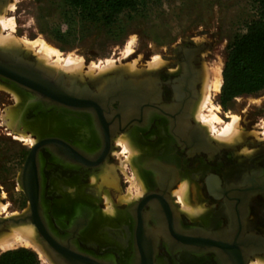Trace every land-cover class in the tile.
Listing matches in <instances>:
<instances>
[{"label": "flooded vegetation", "instance_id": "obj_1", "mask_svg": "<svg viewBox=\"0 0 264 264\" xmlns=\"http://www.w3.org/2000/svg\"><path fill=\"white\" fill-rule=\"evenodd\" d=\"M206 49L184 39L160 57L166 62L162 69L139 75L62 74L61 89L81 101L79 108L1 83L22 99L21 126L27 128H16L34 144L21 170L32 152L27 185L37 190L40 216L53 236H68L76 222L85 221L76 235L90 233L96 239H78L80 247L114 264H134L140 223L142 253L152 264H251L264 258V139L244 134L238 145L225 146L194 120ZM124 137L136 152L131 164L117 142ZM134 172L144 192L113 205L117 215L110 217L107 231L94 232L104 209L101 191L114 203L117 194L131 188ZM181 191L194 219L184 213ZM22 193L27 207L15 216L29 209Z\"/></svg>", "mask_w": 264, "mask_h": 264}, {"label": "rangeland", "instance_id": "obj_2", "mask_svg": "<svg viewBox=\"0 0 264 264\" xmlns=\"http://www.w3.org/2000/svg\"><path fill=\"white\" fill-rule=\"evenodd\" d=\"M7 2L9 0H6ZM136 3L134 10L124 11L110 26L82 21L66 0H18L13 11L7 12L5 18L14 21L16 37L27 41L42 39L58 50L62 58L69 54L82 57L84 67L79 75L82 77L88 76L84 74L89 72L88 65L102 66L107 60L115 62L119 67L117 71L129 74L121 65L135 62L136 69L143 72L145 69L148 70L147 63L154 57L170 54L176 44L190 38L196 43L206 45L203 63L214 67L218 61L222 64L223 71L228 45L244 35L249 24L258 17V6L254 0H136ZM3 33L6 35L8 31ZM131 39L134 40L133 53L128 59L122 60L124 47ZM21 54L36 57L34 52ZM98 72L96 70L88 77L93 79L99 75ZM211 99V107L208 106L203 115L208 116L210 109L218 114L216 116L221 121L219 125L215 124L216 129L219 128L218 131L230 121L231 116H237L243 135L251 134L253 131L255 135H251L256 139H264V89L253 95L233 98L224 105L221 104V90L216 94L211 93ZM17 106L20 110L23 108L20 97L16 103L9 93L0 90V205L4 206V210L0 211V217L15 216L27 207L18 178L33 139L17 141L15 138L27 133L24 131L14 133L5 126V122H8V110L11 109L9 107ZM22 128L25 130L27 126L24 125ZM36 131L41 132L37 127ZM242 153L251 154L249 152L247 154L246 149ZM122 164L124 167L126 162ZM133 176L134 174L131 179L132 188L129 186L126 192L117 194V201L114 203L111 202L106 190L100 193L103 194L104 204L106 199L110 200L113 217L117 215L113 205L119 206L125 199L127 191L131 200L142 195L144 191L143 185H139ZM134 184H138V187L135 188ZM123 196L125 197L122 198ZM107 207L110 209L108 205H104L103 210H107ZM109 220L110 217L106 224H109ZM19 249L33 252L39 264H42L33 250L27 248L13 250ZM260 260L264 261V258L257 257L251 264Z\"/></svg>", "mask_w": 264, "mask_h": 264}, {"label": "bare ground", "instance_id": "obj_3", "mask_svg": "<svg viewBox=\"0 0 264 264\" xmlns=\"http://www.w3.org/2000/svg\"><path fill=\"white\" fill-rule=\"evenodd\" d=\"M17 1L18 0H9V2H7L0 9V51L6 52V53H14V54H19L22 52L28 54L29 52H34L37 62L46 69H49L55 73H61L66 76L69 75V77L71 76L75 77L76 75L78 76L81 75V70L84 67V59L82 57L74 55V54H69L65 58H62L61 57L62 55L58 50L46 44V42H44V40L42 39H38L35 41H27V40L18 38L14 35V31H15L14 21L12 19H6L5 15L7 12L13 11ZM4 31H8V33L6 35H3ZM133 41L134 40L131 39V41L127 42L126 46L124 47V52L122 54V60L128 59L132 55ZM216 62L217 64L215 63L214 67H209L210 65L208 66L207 64L202 62V65H201L202 82H201V87H200V98L198 100V103L196 104V108L194 112V120L201 123V125L205 128L206 132L211 136V138L214 141L224 144L225 146H235L244 139V135L241 133L240 126H239V123H240L239 118L237 116H231L230 121L224 125L222 124L223 127L218 131L219 128L216 129L215 127V124L219 125V123L221 122L220 119L216 116L218 114L213 113L212 110L210 109L208 116L203 115V111L208 106H210V101H212L211 93L213 92L215 94L219 93L222 88V84H223L222 64L218 63V61ZM165 65H166V62H164L160 57L156 56L150 62L147 63V68H148V71H158L162 69ZM88 66H89L88 68L89 72L84 73V74H87L89 77H91L94 71L96 70L99 71L98 72L99 75H97V77H99L100 75H103L109 72H116L119 68L116 66L114 61H109V60H107L105 64L102 66L101 64H99V66H96L94 64H90ZM121 66L124 67V69L129 74L139 75L140 73H142L141 70L136 69L135 62H133L132 64L129 63V64L121 65ZM0 90H5L7 93H9L12 96V98L14 99L16 103L19 102V96L13 91H11L10 89H7L4 85L0 84ZM20 111L21 110L19 109L18 106L9 109L8 114H7L8 122H5L6 126L8 128H11L15 132H17L16 127H18L21 124V120H20L21 112ZM252 132L251 134L255 135V133L254 132L252 133ZM16 139H18L17 141L19 140L28 141L30 140V136L20 134L18 138ZM125 139L126 137L120 138L117 142L121 144L123 146V150L127 152L128 157L125 161L128 164H131L132 163L131 158L134 156V153L136 152H134L129 142ZM31 144H34V141H31ZM247 154H249L248 151H247ZM121 165L123 166V164ZM132 165L130 166L132 169H134ZM134 171L136 170L134 169ZM135 174L136 172H134V175ZM133 177H136L135 180L137 181V183L141 182L139 181L137 174L136 176H133ZM92 182L93 183L95 182L94 176L92 178ZM185 182H183L182 188L184 187L186 188L187 183ZM138 184L142 186L141 183H138ZM138 184H134L135 188L136 186L138 187ZM133 190H135L134 187H133ZM129 193L131 192L129 191ZM129 196H130L129 194L126 197L123 196L122 198L125 197L123 201L129 202L131 200ZM178 196H179V200L183 202V205H186L185 202H186L187 193L184 191L182 193L181 191V193H178ZM109 201L110 200L106 199L105 201L106 204L104 205H108L110 208ZM189 206L191 207V205ZM3 210H4V206L0 205V211H3ZM183 210L185 214L193 218L192 217L193 211L189 209L187 205L184 206ZM112 214H113L112 207L110 209H108L107 207V210L105 211L103 210L100 213L101 221L104 223V225H106V223L108 222L109 217L113 218ZM36 237H37V233L31 224L7 225L5 226L4 229L0 230V253H4L7 251L16 249V248H27V249L33 250L38 255L42 264H51L46 252L44 251L42 246L36 241ZM252 264H264V261L260 260Z\"/></svg>", "mask_w": 264, "mask_h": 264}, {"label": "water", "instance_id": "obj_4", "mask_svg": "<svg viewBox=\"0 0 264 264\" xmlns=\"http://www.w3.org/2000/svg\"><path fill=\"white\" fill-rule=\"evenodd\" d=\"M5 3L6 0H0V8ZM63 82L65 81L62 74L54 73L42 67L32 55L28 56L21 53L14 54L0 51V84L8 83L11 87L15 86L29 91L41 100H49L54 104L66 105L72 108L84 106L83 104L81 105V101L76 100L74 97H68L62 91L61 85H63ZM5 87L9 89L8 86ZM32 164L33 154L31 152L20 172L21 188L29 203L28 212L19 216L0 219V230L4 229L7 225L31 224L37 233L36 241L46 252L51 264H114L113 259L96 256L91 249L86 250L76 243L78 239L83 240V242L90 238L96 239L90 233L89 235L83 233L81 237L76 235V232L85 228V221L82 224L76 222L73 229L69 231L70 235L68 236H53L50 233L40 216L37 190L27 185V181H29V177L32 175ZM99 222L98 227L93 228L94 232L96 230L103 231L107 229V225H104L101 221ZM141 229L140 223H137L136 239L139 257H137L134 264H152L151 257L149 255L145 257L142 253V246L139 242ZM214 245L211 243V246ZM89 246H91V243ZM90 248H93V245ZM102 250L104 249L100 244L99 252H102Z\"/></svg>", "mask_w": 264, "mask_h": 264}, {"label": "trees", "instance_id": "obj_5", "mask_svg": "<svg viewBox=\"0 0 264 264\" xmlns=\"http://www.w3.org/2000/svg\"><path fill=\"white\" fill-rule=\"evenodd\" d=\"M82 21L110 26L118 15L134 10L136 0H66ZM258 17L246 33L228 45L222 71L221 104L233 98L253 95L264 89V0H254ZM0 264H39L26 249L0 255Z\"/></svg>", "mask_w": 264, "mask_h": 264}]
</instances>
